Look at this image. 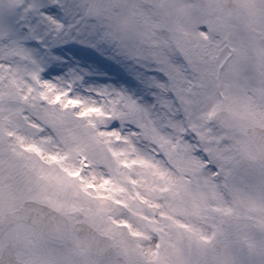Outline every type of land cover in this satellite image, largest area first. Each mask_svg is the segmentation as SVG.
Returning a JSON list of instances; mask_svg holds the SVG:
<instances>
[{"label": "snow or ice", "instance_id": "6c2138e0", "mask_svg": "<svg viewBox=\"0 0 264 264\" xmlns=\"http://www.w3.org/2000/svg\"><path fill=\"white\" fill-rule=\"evenodd\" d=\"M0 264H264V0H0Z\"/></svg>", "mask_w": 264, "mask_h": 264}, {"label": "rangeland", "instance_id": "374dc122", "mask_svg": "<svg viewBox=\"0 0 264 264\" xmlns=\"http://www.w3.org/2000/svg\"><path fill=\"white\" fill-rule=\"evenodd\" d=\"M70 52H71L72 54H77V53L75 52V49H71Z\"/></svg>", "mask_w": 264, "mask_h": 264}]
</instances>
